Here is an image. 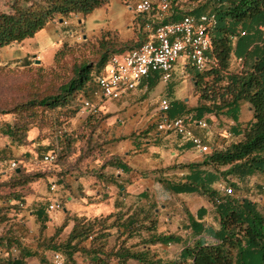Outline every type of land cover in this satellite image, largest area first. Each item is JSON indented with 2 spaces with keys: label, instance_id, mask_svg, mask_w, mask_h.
Returning <instances> with one entry per match:
<instances>
[{
  "label": "trees",
  "instance_id": "1",
  "mask_svg": "<svg viewBox=\"0 0 264 264\" xmlns=\"http://www.w3.org/2000/svg\"><path fill=\"white\" fill-rule=\"evenodd\" d=\"M202 1L205 3L183 15L175 9L177 0H172L173 16L156 24L154 31L161 24L177 22L185 16L214 14L217 25L212 34V55L218 60V67L205 73L196 72L193 76L195 92L200 101L196 111L201 117L205 114L218 117L229 112L234 118L238 106L248 103L254 114V122L244 131L240 142L233 143L224 150L211 149L202 163L182 166L181 168L189 169L192 173L186 183L167 184L172 193H197L215 208L219 217V229L208 233L215 242H200L194 247H186L179 259L164 262L155 260L150 256V251L146 254L135 251V246L127 245L136 232L134 227L137 222L128 223V235L125 237V230L119 233L122 228L120 218L114 215L95 219L68 216L48 241L39 244L45 251L60 252L65 264H112L114 261L128 264L131 260L140 264H264V214L259 205L245 197L224 195L214 188L217 182L223 180L228 187L239 191V183H246L250 178L264 175V0ZM108 2L109 0H12L11 12H0V49L33 39L59 16H87ZM114 34L106 32L98 39L101 40L97 49L100 57L96 64L84 63L77 68L74 78L61 87L59 95L42 99L40 102L31 101L18 107L15 112L23 114L21 119L26 120L25 123L8 126L6 130L1 129L0 135L7 137L11 144L17 147L37 144L42 137V128H32L38 130L39 135L30 141L29 132L32 129L27 127L28 123L38 118L39 113L34 110L35 107L56 112L60 108L69 109L80 95L81 102L88 86L93 84L96 87L97 78L113 56L138 49L146 42L136 47L125 45L117 49L115 43L108 39ZM234 57L243 60V68L239 71L231 70ZM175 108L174 106L172 109ZM109 117L104 115L103 119L106 121ZM49 152H57V165L70 168L69 160L74 157L70 142L62 147L53 143L52 147L45 150V154ZM25 157L27 155L16 161L20 163L19 173L16 170L10 173L6 180H0V202L8 205L9 210L18 213L22 212L27 198L35 193L33 185L46 181L51 176L47 171L26 170L29 160ZM97 157L93 153H87L78 160H95ZM107 168L122 170L124 173L132 171L120 158L109 155L107 163L99 166L96 172L98 180L115 183V176H107L104 173ZM59 177H62V174ZM4 208H0V217L5 211ZM154 210L155 207L150 206L147 218L149 225L143 227L150 234L142 244L151 247L180 242V237L157 233L158 222L155 220ZM207 213L206 209H200L197 213L199 220L207 216ZM188 218L192 226H199L190 213ZM69 222H73L74 226L71 233L64 237L62 234ZM44 230L42 226L41 232ZM115 230V245L109 248L108 241L114 236L112 231ZM4 244H8V247L16 244L15 248H18L20 255L3 264H27L29 259L39 257L38 252L28 250L17 238L0 237V246ZM79 256L83 258L82 261H79Z\"/></svg>",
  "mask_w": 264,
  "mask_h": 264
},
{
  "label": "crops",
  "instance_id": "2",
  "mask_svg": "<svg viewBox=\"0 0 264 264\" xmlns=\"http://www.w3.org/2000/svg\"><path fill=\"white\" fill-rule=\"evenodd\" d=\"M139 1L109 0L105 6L87 16L72 15L58 18L65 22L68 19L72 25L75 20L74 25L90 37L97 38L103 33L110 32L120 35L123 42L133 39L135 28L143 23L142 29L146 36L148 34L143 41L145 42L150 35L145 26L150 21H157L158 24L159 19L155 16L136 15L133 6ZM152 1L154 5L160 2ZM172 14V11L165 13L162 22L171 18ZM50 27H53V24L50 23L32 39L35 44L47 51L54 50L55 46L49 35ZM239 59L233 58L232 71L243 68L238 62ZM195 74L196 70L187 59L181 58L176 63L174 78L169 83L163 82L157 74L151 75L138 89L117 101L105 99L101 94H96L97 90L93 93L92 101L100 107L104 115L110 116L102 127L104 137L110 142V156L120 158L123 164L132 168V171L124 173L122 170L107 168L104 173L116 177L115 183H110L98 180L95 176L99 169V161L96 162L94 158L79 161V157L74 156L70 158L69 164L77 160L80 164L75 168L60 165L51 167L52 171H48L51 176L46 181L33 185L35 193L27 198L24 212L21 214L26 228L29 229L24 236V240L29 243L24 244V247L32 252L41 254L44 252L43 256L48 258L49 253L39 244L53 236L55 230L64 224L68 216L95 219L114 215L120 218L122 228L119 233L125 230V237L128 235L126 232L128 223L137 222L134 227L136 232L127 245L135 246V251L146 254L150 251L152 253L150 256L155 260L164 262L179 259L186 247H194L200 242L206 244L215 242L208 233L219 229V217L210 202L197 193L174 194L167 188V184L186 183L192 173L189 169L181 167L202 163L208 154H203L174 133L160 132L158 116L193 117L196 123L194 133L204 139L205 144L211 149L224 150L243 139L244 131L254 122V114L248 103H242L238 106L234 118L229 112L218 117L213 114L201 117L196 111L200 101L195 92L196 84L193 78ZM164 100H169L172 108L174 106L176 108L167 114L161 113V104ZM198 122H206L208 128L206 130L199 128ZM38 135V130H32L29 135L30 141L35 140ZM30 154V148L15 147L7 137L0 135V180H6L11 172L12 162L7 165L5 159L15 157L18 160L27 155L25 159L32 160ZM60 174L62 177H59ZM224 183L226 184L220 180L214 188L221 191ZM246 183H257L255 187L260 188L258 183H264V175L250 178ZM53 203H59L62 209L50 212L49 206ZM150 206L155 207L157 233L180 237V242L151 247L142 244L150 234L143 229L149 225L147 218ZM203 208L208 213L199 220L197 213ZM188 213L199 226L191 225ZM42 226L45 228L43 232ZM73 226V222H69L62 236L67 237ZM114 234L117 235V230L112 231V235ZM44 261L41 258H34L29 259L27 264H44ZM112 264L119 263L114 261ZM128 264L140 263L131 260Z\"/></svg>",
  "mask_w": 264,
  "mask_h": 264
},
{
  "label": "rangeland",
  "instance_id": "3",
  "mask_svg": "<svg viewBox=\"0 0 264 264\" xmlns=\"http://www.w3.org/2000/svg\"><path fill=\"white\" fill-rule=\"evenodd\" d=\"M204 3L205 1L202 0L199 2L177 0L175 9L185 15ZM11 5L12 0H0V12L10 13ZM163 15L154 11L151 17L155 16L161 23ZM60 18L62 19V17ZM75 22L74 20L72 25L67 19V22L63 20L61 23L58 17L51 22L53 27H50L49 35L54 42V50H43L32 39L0 49V130H6L8 126H14L17 123H25L26 120L21 119L23 114L15 112L18 107L31 101L40 102L42 99L59 95L61 87L74 78L77 68L84 63L93 65L99 61L100 55L97 49L101 40L98 39L102 35L97 38L90 37L81 28H77L74 25ZM142 24L135 28L133 39L123 42L120 40V35L117 34L108 37V39L115 43L117 49L125 45L136 47L148 36L143 31ZM96 90L97 88L93 84L89 85L85 92L86 95H83L84 99L92 101L93 93ZM80 99L81 95L69 109L60 108L56 112L43 111L40 107L34 108L39 113L38 118L28 123L27 127L29 130L33 127H41L42 137L35 146L26 147L30 148V155L33 157L32 160L28 159L26 170L50 171L51 167L43 165L42 156L47 148L53 146V143L62 147L70 142L73 156L83 157L87 153H93L94 156H98L95 161H99L100 167L107 163L110 146L102 131V127L105 125L104 114L100 112L93 116L83 112ZM16 160L15 157L5 159L7 165ZM78 164L80 163L77 160H73L70 168H75ZM255 184L257 183H239V191H235L234 196L256 201L264 214V183H258L260 188H256ZM223 185L224 188L228 187L225 183ZM224 188L221 192L227 195ZM3 207H5V211L0 217V237H13L17 238L21 244L29 243L24 240L25 233L29 229L26 228L24 218L21 217L25 208L22 207V212L18 213V211L9 210L8 205L0 202V208ZM2 217L6 220H2ZM115 238L116 234L109 239V248L115 245ZM48 239L46 240L48 241ZM60 239L62 240V238ZM15 246L16 244L11 247H8V244L0 246V264L20 255ZM46 252L49 253L48 258L43 256L44 252L37 253L38 258L46 260L44 264H54L53 255L55 252L50 253L52 251L48 250ZM78 258L79 261L83 259L81 256Z\"/></svg>",
  "mask_w": 264,
  "mask_h": 264
},
{
  "label": "built area",
  "instance_id": "4",
  "mask_svg": "<svg viewBox=\"0 0 264 264\" xmlns=\"http://www.w3.org/2000/svg\"><path fill=\"white\" fill-rule=\"evenodd\" d=\"M138 16H148L154 11L169 13L172 11V0H160L154 5L152 0H140L133 6ZM157 21H150L146 25L150 33L148 40L138 49L113 56L107 63L102 74L96 80V94H101L110 101L120 100L124 95L133 92L140 87L145 79L151 75H159L161 80L169 83L174 78L176 63L181 58L187 59L189 64L198 73H205L218 67V60L212 55L213 31L217 25L214 14L205 13L200 16H185L180 21L159 25L154 31ZM245 35V34H243ZM243 66V60H238ZM82 110L91 115H98L100 107L93 101L82 99ZM172 109V103L164 100L161 104V113L167 114ZM158 130L160 132L174 133L184 142L191 144L203 154H209L211 148L205 144L204 139L194 133L195 122L191 116H179L170 118L158 116ZM197 126L203 130L208 128L206 122H198ZM45 166L53 167L58 164L57 152H49L42 158ZM20 163L13 161L11 171L18 169ZM54 190V187H52ZM229 196H234V189L224 188ZM62 205L53 203L49 211H59ZM54 264H65L64 257L60 253H54Z\"/></svg>",
  "mask_w": 264,
  "mask_h": 264
},
{
  "label": "water",
  "instance_id": "5",
  "mask_svg": "<svg viewBox=\"0 0 264 264\" xmlns=\"http://www.w3.org/2000/svg\"><path fill=\"white\" fill-rule=\"evenodd\" d=\"M62 22H63V21L61 20V23H62ZM20 171H21V169H18L16 172L19 173Z\"/></svg>",
  "mask_w": 264,
  "mask_h": 264
}]
</instances>
